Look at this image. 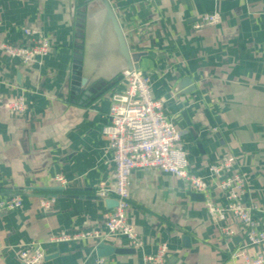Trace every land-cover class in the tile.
I'll use <instances>...</instances> for the list:
<instances>
[{
    "label": "crops",
    "instance_id": "crops-1",
    "mask_svg": "<svg viewBox=\"0 0 264 264\" xmlns=\"http://www.w3.org/2000/svg\"><path fill=\"white\" fill-rule=\"evenodd\" d=\"M213 11L219 22L193 28ZM23 27L52 46L29 64L0 50V198L22 196L21 207L0 214V264H22L19 252L31 244L44 252L37 264H96L100 244L109 264H143L160 243L168 247L165 264H241L231 258L245 243L235 220L224 222L235 234L223 236L187 183L158 169L130 175L126 217L141 248L118 235L49 238L103 225L111 198L96 190L101 181L113 187L114 164L101 130L123 82L106 84L133 68L150 77L154 97L182 131L191 171L207 176L209 164L236 157L226 173H245L264 229V0H0V43L21 44ZM79 51L85 64L104 68L90 95L72 78ZM18 96L26 110L11 116L3 104ZM49 197L50 208L41 209ZM208 197L225 202L215 187ZM255 250L264 254V244Z\"/></svg>",
    "mask_w": 264,
    "mask_h": 264
},
{
    "label": "built area",
    "instance_id": "built-area-1",
    "mask_svg": "<svg viewBox=\"0 0 264 264\" xmlns=\"http://www.w3.org/2000/svg\"><path fill=\"white\" fill-rule=\"evenodd\" d=\"M217 11L201 14L194 22L193 28L199 29L219 22ZM23 42L10 43L3 40L0 50L18 58L23 63H37L46 57L51 50V40L41 35L38 30L23 27ZM123 87L110 97L108 122L102 127L106 147L114 164V185L108 187L104 181L97 186V195L102 199H112L116 204L108 210L102 227L92 228L74 234H62L49 238L50 242H62L76 239H97L113 235L125 238L134 249L143 246V240L127 221L126 210L130 204V175L136 169H158L171 173L184 180L191 193L200 194L203 203L214 222H219L223 236H232L235 229L224 223L231 217L243 232L245 243L231 251L232 260L241 258V264H264V254L255 248L264 244V229L257 214L260 211L257 203L248 199V180L239 168L230 174L228 170L236 163L231 156L208 165V175H200L190 170L187 152L182 141V131L165 115L162 101L152 93L150 77L133 68L121 73ZM4 107L9 115H21L26 110L22 96L5 102ZM55 180L61 186L67 180L60 174ZM215 187L224 196V204L213 202L208 197L209 190ZM50 198V199H49ZM43 198L39 205L43 210L50 208L54 198ZM22 196L14 194L0 198V214L21 207ZM44 257L39 244H31L20 250L19 259L23 264H37ZM168 258L166 243H160L156 252L144 254L143 264H165ZM96 264H109L105 257L98 256Z\"/></svg>",
    "mask_w": 264,
    "mask_h": 264
},
{
    "label": "water",
    "instance_id": "water-1",
    "mask_svg": "<svg viewBox=\"0 0 264 264\" xmlns=\"http://www.w3.org/2000/svg\"><path fill=\"white\" fill-rule=\"evenodd\" d=\"M80 55L77 57V59L79 60V66L74 67L73 69V76L72 78L75 80L79 81V84L81 83L82 85H84L86 87L85 90V94H89L92 92L93 89H95V83L93 82V77L97 76L99 74V72L101 70H104V68H99L97 66H95L92 63H87L85 64V62H83V53L82 51H79ZM84 73H86V75H83ZM122 78L121 72L116 74L112 80L109 81L108 87L118 81H120ZM101 81V80H99ZM185 82V81H183ZM107 90V87H103L101 90L97 91L94 95L98 96L103 94L105 91ZM79 88L78 87H72V92L75 94L76 92H79ZM195 196H197L199 199L203 200L202 195L200 194H194ZM110 201V207L114 206L116 204V202L112 199L107 200ZM99 256H103L106 254L108 247L105 246L104 244H100L99 245ZM23 264V263H22Z\"/></svg>",
    "mask_w": 264,
    "mask_h": 264
},
{
    "label": "trees",
    "instance_id": "trees-1",
    "mask_svg": "<svg viewBox=\"0 0 264 264\" xmlns=\"http://www.w3.org/2000/svg\"><path fill=\"white\" fill-rule=\"evenodd\" d=\"M106 85H108V84H106Z\"/></svg>",
    "mask_w": 264,
    "mask_h": 264
}]
</instances>
